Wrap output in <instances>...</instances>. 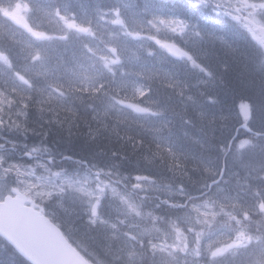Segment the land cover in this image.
Returning <instances> with one entry per match:
<instances>
[{"label":"bare ground","instance_id":"bare-ground-1","mask_svg":"<svg viewBox=\"0 0 264 264\" xmlns=\"http://www.w3.org/2000/svg\"><path fill=\"white\" fill-rule=\"evenodd\" d=\"M83 1H85L88 5L92 7L93 10V16L99 17L98 15V9L94 6V3L91 2V0H29L30 5L32 6L35 17L37 22L39 24H36V26L32 25H25L29 27L33 33V29H36L34 32L39 35H43L44 37L37 36V38L31 36L30 30L28 28L22 29L19 33L16 35L21 39V45L20 49H11L7 56L9 61L11 62L13 66V70L15 71H23L31 67V61L33 60L35 53V50L37 46L42 41H47L49 43L48 47L54 45L58 49L62 48L63 45H61L62 41L67 40L70 38L71 35H75L74 33L81 32L82 29L86 28L87 25L85 22H77L74 20L68 12H65L66 3H72L71 8L76 11V13L80 15H85L84 11H82ZM93 1V0H92ZM115 1L119 7H121L119 0H113ZM8 3L0 4V13L4 14L3 11L6 9V5L12 4L11 0H6ZM13 5V4H12ZM57 9H59L60 15L57 13ZM52 12V17L49 19V11ZM26 13V12H25ZM6 14V13H5ZM46 19H45V18ZM93 17L90 21H88L89 24L96 27V18ZM43 18V19H42ZM161 19H163V15L160 14ZM48 20V21H47ZM19 22V20L15 17H0V24L4 30L10 29V26H14ZM205 23V22H203ZM10 25V26H9ZM68 25H74V27H69ZM194 30L196 29V26L191 25ZM210 30L208 28V35L206 36H196L195 34H191L189 36V41L187 45L193 46V48H185V56L186 59H183V64L185 67L186 72L189 75H200V73L196 72V69H194L191 65H188L187 63L189 60L192 62L198 61L199 58H205L208 60H214L215 62H222V58L226 60L229 64L234 65L237 63L238 59L240 58L239 54L236 50H234V45H238V43H241L242 41H239L234 36H229L226 29L221 27H211ZM46 32H49L46 35ZM195 33V32H194ZM212 33V34H211ZM6 34V31L4 32L3 29H0V38L3 37ZM7 36V35H6ZM39 38V39H38ZM83 41V40H82ZM245 43V41H243ZM234 44V45H233ZM165 45V44H163ZM183 45V42H182ZM164 48V46H162ZM168 51V50H167ZM97 52H99L98 48H90L86 45L84 46V55L85 58H81L82 60H76L75 63L84 64L85 66L83 68V72L87 73L92 78H101L102 76H105L106 74V67H103L100 64H103V61L97 60ZM73 53H65L62 55L65 60H68V56H71ZM74 56V55H73ZM80 57V56H79ZM60 59V58H59ZM76 59V57H75ZM77 59H79L77 57ZM49 60L53 64L56 62L55 54L50 55ZM99 62H95V61ZM165 53L164 50L158 51L155 50L152 52L151 59L148 58V55L144 57V63L146 67H143L142 64L138 65L133 64L128 65L126 68V73H129L133 78L134 81H128L123 76L118 77V82L121 85L127 86L123 91V96L120 98L116 96L112 97V100L115 101L117 104L122 105L121 110L124 112L121 114L122 120H123V132L125 134L131 133V134H145L144 142H141L139 144H136V138L133 139V144L131 145V148L125 147L124 148V140L120 138L113 137V142H110L107 140V138H97L93 139L92 136L87 135H80V141H78L77 144L72 143L70 139L63 140L62 137V129L58 126H56L57 133H60L61 141L56 142L54 138L49 137L50 141L45 143V147L37 148V146L30 141V136L35 135L34 129H39L35 124L33 123L32 127H22L21 125L13 124V127L11 128V134L12 136H18L17 139H8V146L10 149L14 150L19 155V158L24 161L29 162H40L43 166L41 173H46L48 175H51L52 173H55L57 177L63 178V180H66V177L74 179L77 176L84 177L85 175H89V178L94 179L96 182H99L98 180L101 179V181L109 182L110 181L117 186L121 191L130 192L132 194V187L133 185H137V181L144 180L145 178L152 183L148 184L147 190H146V197L147 199L151 196L157 202L163 199V196L167 194L169 196L172 194V191L176 194L170 195L169 198L174 201V203H180L179 197L183 196L185 198H188L189 196L193 195V199L196 200L198 203L202 202L203 199L206 198V196L209 194L206 190L207 187L213 186L215 180L214 179H208L201 177L199 179L198 172H191V170L188 172L190 174L186 176L188 178L192 177L194 178V182H190L186 180L180 181L177 178L173 176V168L170 167L169 164H164V162L169 161L170 159H167L164 154L162 156H156L154 154V147L156 146H166L169 144V138L163 137L162 139L159 138V142L156 140V136L152 132L155 128L160 129L158 120L166 119L169 121L176 120L178 117H180L178 114H174L173 111L166 110L164 107L165 103H161V97L164 96L165 86L170 85L171 83L174 84L175 87H178L182 90V92H186V90H189L192 88L189 77L181 76V75H175L173 77L171 76H162L161 74V66L166 65L167 70L169 68H172L171 71H176V68L178 65L174 64L175 60ZM59 61V60H58ZM131 63V60H127L124 62V65H127ZM160 61L161 63H157ZM138 63V62H136ZM60 63L57 64V67H60ZM248 67V66H247ZM250 71H252V68H247ZM139 70L142 71L145 78V85L143 83H138V80L143 77L142 73L140 75L138 74ZM77 71V70H76ZM257 72H261L264 74V71L262 68H257ZM10 74L7 73H1L0 76L4 79L3 82L6 83V77L8 78ZM109 75V74H108ZM144 78V77H143ZM74 82V81H72ZM50 82L47 79H42L40 81V90L36 93L37 101L41 103V111H43L44 105L47 104L45 102L44 96L45 93H47V88L50 86ZM140 88L139 92L142 94V98L139 100L134 92L132 91L133 87ZM264 88V85H257L253 88V91H262ZM73 94V93H72ZM71 94V95H72ZM11 96V95H9ZM74 96V94H73ZM74 105V114L80 115L82 114L83 119L81 120L82 123H90L93 125V127L96 129V124L93 123L91 116L86 113V111L83 112L82 105L78 104L77 102L73 101L71 102ZM109 101L102 98L98 101V105L103 107L107 106V108L112 111L117 108V105H112V102L110 106L108 105ZM112 105V106H111ZM264 105V101H263ZM107 108H103L105 112H107ZM164 108V109H163ZM94 112H98L101 114H107L104 113L101 109L98 107L92 108ZM194 112V119L196 120V123L199 124L200 122H204L202 120L203 118L198 116L197 110L195 106L190 108ZM23 110V111H22ZM21 113H16V117L18 120L22 123L26 120L25 116L29 115V113H34L32 110H29L26 106H23L20 108ZM90 111V110H88ZM87 111V112H88ZM56 114L53 116L59 117L57 119L61 120L60 112L55 111ZM53 113V112H50ZM93 113V112H92ZM237 112L233 111L226 115L225 120L220 117L221 120L229 121L233 119H237ZM94 117H97L98 119L100 116L97 114H94ZM25 118H24V117ZM216 116V115H214ZM11 118V117H10ZM253 118L254 129H264V115L262 117L257 114V117ZM215 119V118H214ZM223 121V122H224ZM221 128H223L225 131L219 134L217 133L215 135L216 137V144L214 148L210 151L208 155L209 159V165L210 169H218V166H224V164H227L230 170L233 169H242L246 167L247 161H249V157L247 153L243 155L242 153H238L237 151L230 152L226 146L230 142L233 145L236 143H239L238 137L236 134H238L237 130L233 129H227L222 123ZM86 133L92 132L91 130L84 128ZM28 131V133H26ZM52 133V132H51ZM93 134V133H91ZM50 133L48 134V136ZM52 136V135H51ZM206 133L202 130L194 131V135H192V138L186 140L183 144H180L179 147L173 146L175 149H177V155L184 153L189 155L191 153V150L194 151L199 147L203 149V151L208 150L207 145H202L198 142H202V140L205 138ZM231 137V138H230ZM0 139L5 142L6 145V137L0 134ZM161 140V141H160ZM259 140L257 143L256 150L253 148L252 152H256V155L259 154L257 150H264V135L259 136L257 139ZM198 141V142H194ZM242 146L249 147L252 149L251 144L248 140L245 139L244 136H241ZM41 140H37L36 143L40 144ZM228 142V143H227ZM160 143V144H159ZM194 144V146H192ZM108 145V147H107ZM121 146L123 148H121ZM171 146V147H172ZM111 147V148H109ZM75 149L79 150V152H74ZM223 149V150H222ZM118 150L122 153H119ZM220 150L221 153H220ZM243 151V150H241ZM240 151V152H241ZM219 152V153H218ZM221 158H220V155ZM81 155V156H80ZM52 156V158L50 157ZM179 158L182 156H178ZM177 157V158H178ZM166 158V159H165ZM257 159L258 163H261V161L264 160V156H259ZM64 162V163H61ZM203 164L206 163V161H202ZM219 166V167H220ZM221 168V167H220ZM263 169L264 165H261L257 173L255 175L242 177L240 175V188H239V194L237 196V193L232 192V196L236 198H240L242 205L245 209H247L248 204L251 203H257L260 199H264V191H261L262 188L259 186L262 184V182H259L260 178L263 177ZM219 170H224L222 169ZM40 175V174H38ZM42 176V175H40ZM46 177V176H43ZM259 178V180H258ZM98 179V180H97ZM5 178L0 176V181H4ZM222 178L219 179L221 181ZM181 184L184 185V187H181ZM238 184V185H239ZM180 185V186H179ZM98 188V187H97ZM135 191V190H133ZM181 191H186L185 193ZM178 193V194H177ZM75 195V192H72L68 195ZM136 198H140L139 193H134ZM72 197V196H70ZM68 197V198H70ZM84 200H78L77 205L81 208H84L85 211L88 212L92 210L93 208H86V203L83 205ZM62 203L64 204L63 207L59 208L57 210V214L63 218H70L69 217V211L71 212V207L68 206V201L66 198L62 200ZM262 203L259 202V205ZM258 206V205H257ZM264 207L263 205L258 206V209ZM73 209V208H72ZM108 208L106 205H104V209H100V211L97 213V222H100V219H106L109 220L110 216L114 215V217H118L116 215V211H110L107 212ZM229 213H231L229 211ZM232 217L233 221H237L235 223L236 229H240L243 231L249 232L251 230L252 225H258V229L264 230V215L261 216L260 224L258 223V220L256 217H252L251 211L248 209L247 211V217H240L236 215H227ZM113 217V218H114ZM109 220L110 227L107 226H99L98 230V237L105 238V245L109 246L111 245L109 243L112 242L115 246L113 248H117V245L120 243L119 235L122 237L128 238L132 246L134 248H138L141 250H147L148 246H150V238L148 234L143 236L145 233V230H142L139 225L133 224L130 229H127L124 226H121L119 223L118 218ZM262 233V231H261ZM260 233V234H261ZM194 234L196 236H193L192 238H195L196 240L203 239V235L200 231L194 230ZM158 240V238H156ZM155 238H153V242L151 245L155 244L157 241ZM165 240L164 238L162 241ZM198 241H194L193 245H197ZM124 243V241H123ZM122 244V241H121ZM165 245H163V248ZM187 246V245H184ZM186 250V248H184ZM149 250V249H148ZM150 254L152 257L156 258L158 261V264H186L183 260H185L183 255H186V252H182V254L177 255V259L171 258V255L167 251H154L150 247ZM203 252V251H202ZM14 252H11V249H8L6 247V244L3 245L0 242V264H10L9 261L12 259V256ZM12 255V256H11ZM194 259L189 260L188 262H191L192 264L197 261L196 264H226L231 261L230 264H234V260L227 257V258H219V260L216 261V258L218 255L210 256L209 254H202L201 256L192 255ZM15 257V256H14ZM130 258V256H129ZM16 259V258H15ZM180 259V260H179ZM195 260V261H194ZM17 261V259H16ZM216 261V263H214ZM252 259H250L249 262H251Z\"/></svg>","mask_w":264,"mask_h":264},{"label":"trees","instance_id":"trees-1","mask_svg":"<svg viewBox=\"0 0 264 264\" xmlns=\"http://www.w3.org/2000/svg\"><path fill=\"white\" fill-rule=\"evenodd\" d=\"M137 1V0H136ZM141 1V0H139ZM145 4L141 5L139 7L140 11L143 13L151 11H156L160 8H162V5L160 7H154L152 6V2L154 0H144ZM162 1L163 3H171L173 0H166ZM92 3H94V6L100 10L103 11L104 8H111L114 7L116 4L113 0H91ZM160 2V1H159ZM8 3V2H6ZM72 3H66L65 12H72L74 14H77L76 11H74L71 8ZM166 5L167 7H172L173 10L175 9L180 19L185 20H192L196 21V23H202L206 16L211 17L210 14L206 13L204 14V11H200V7L192 5L187 0H175L174 5ZM7 6V5H6ZM82 11H84V16H92L93 10L90 5H88L85 1H83ZM57 12H59V9H57ZM78 15V14H77ZM83 15H80L79 17H84ZM216 20V19H215ZM10 26V25H9ZM11 28L8 29L7 40L10 44V41L12 42V47H17L16 40L19 41L20 45L21 42L16 35L20 32L18 27L16 25L10 26ZM216 27H221L226 29L228 35L234 36L232 33L237 32L239 28L236 25H233L231 23H227L225 20L221 19L220 17H217L216 20ZM240 31V30H239ZM242 31V30H241ZM49 32H46V35ZM75 34V33H74ZM241 36L237 37L239 41H242L241 43H238V45H234V50L237 51L240 58L237 60L238 62L234 65L229 64L226 62L225 59L222 58L223 63L215 62L214 60H206L205 58H199L198 61L192 62L189 60L187 63L188 65H191L194 69H196V72L200 73V75H189L184 67V64H178L176 68L177 74L175 75H181V76H190L191 80H193L191 83L192 88L189 90H186L183 94L187 96H183V94H180V88L175 90L176 93L173 95L169 91L170 87L175 88L174 84L165 86V93L164 96L161 97V103H165V109L173 111L174 114H178L180 117H178L176 120L169 121L161 119L158 120L160 129L155 128L152 130L154 135L156 136L157 142H159V138L168 137L169 138V144L166 146H156L154 147V154L156 156H162L164 154L167 159H170L169 161L164 162V164H169L170 167L173 168V176L180 180L181 182H194V178L192 177L188 178L186 176L190 174L188 173L190 170L191 172H198L199 179L201 177L211 179L210 177V170H209V159L208 155L212 148H214L216 144V137L215 135L217 133H222L225 131L223 128H221L222 123H224L225 127L227 129H235L239 133L238 140L239 143L236 144H230V142L227 144L226 148L230 152L237 151L238 153H242L245 155L247 153L249 157V161H247V166L242 169H237L239 171V174L242 175V177H247L251 175H255L257 173L258 168L261 165H264V160L261 161V163L257 162V159L259 156H264V150H257L259 154L256 155V152H252L253 148L256 150L257 147V140L259 136L264 135V129H254L255 122L253 121V118L257 117V114H259L260 117L264 115V88L262 91H253V88L257 85H264V74L261 72H257V68H262L264 71V62L260 60V57L258 53L256 52V49L252 46V44H249L248 42L244 43V34L241 32ZM95 35V32L90 31L88 34L84 33H78L71 37V39H67L65 41L61 42L62 48L58 49L54 45L50 46V48L55 49V58L56 63L53 64L51 60H49L50 54H46L47 58L44 59V65L46 67H50L51 70L55 71L57 70V74L55 73V82L51 85H49V90H47V93H45L44 99L45 102L48 104L44 105V110L41 111V104H38L40 102L35 101L36 99V92L32 91L29 95V101H27L26 107L29 108V110H32L34 113H29V115H26L24 118L26 119L24 123L20 122L18 118L15 116L16 113H21L22 111L19 110V106L23 104L24 98L23 95H26L22 93L19 86L17 87V83L13 80V85L16 87V89L20 92H18L17 96L14 94V92L11 90L10 95L8 97L9 101V108L10 110L7 113H3V115L7 116L9 115V121L11 122V126H8L6 128L0 129V134L5 136L6 139H17L18 136H12L11 134V128L13 127V124L21 125L22 127H32L33 123H38L37 127L39 129H34L35 135L30 136V141L36 144L37 140H46L47 137L54 138L56 142L61 141L60 133L56 130H51L52 125L50 124V120L56 121L61 127H62V137L63 140L70 139L72 143L77 144L78 141H80L79 136L80 135H87L92 136L93 139L97 138H107L110 142H113V137L116 138H122L124 140V148L129 147L131 148V145L133 144V139L136 138V144H139L141 142H144L145 134L143 132L141 134H131L127 133L125 134L123 132V120L121 117V114L117 111H110L107 106H99L98 101L102 98L109 101V106L111 102H115L112 100V97L116 96L120 98L123 96V91L125 88L124 85L119 84L118 78H115L113 76H109L110 83L106 84L104 82V79L102 77L99 78H92L94 81L87 80L83 81L82 74L83 68L85 65L75 63L76 60H82L81 58H85L84 55V46L90 47L88 45V42L91 40L92 36ZM236 38V36H234ZM83 40V41H82ZM49 42L45 41L42 45L48 46ZM40 45V44H39ZM2 49V48H1ZM20 49V46L19 48ZM21 50V49H20ZM36 51V50H35ZM9 50H6V69H9L11 72L8 74L14 76L15 78L19 79L21 78L22 74L25 72L23 71H15L13 70V66L11 62L8 59ZM65 53H73L71 56H68V60H65V58L62 57ZM5 54V53H3ZM74 55V56H73ZM80 56V57H79ZM96 58L98 61H103V66H107L110 70L114 72L115 67L114 66V60L111 58V60H107L106 58H102V56L97 53ZM76 57V59H75ZM77 57L79 59H77ZM60 58V59H59ZM36 59V58H35ZM31 61L33 64L34 60ZM41 59V57H40ZM86 59V58H85ZM59 60V61H58ZM95 61V60H94ZM97 62V61H95ZM37 63V61H36ZM61 64L60 67H57V64ZM99 63V62H97ZM252 68L253 70L250 71L247 69L248 67ZM77 70V71H76ZM80 77V78H79ZM11 80V77H8ZM190 80V79H189ZM74 81V82H72ZM83 81V82H82ZM7 83V82H6ZM33 86V85H32ZM36 86V85H35ZM34 86V87H35ZM39 86V85H37ZM178 88V87H176ZM29 90V89H28ZM41 91V90H40ZM174 91V92H175ZM182 91V90H181ZM74 96H73V94ZM72 94V95H71ZM12 95L14 97H12ZM169 96V97H168ZM22 103L19 101L20 99ZM55 97V98H53ZM23 98V99H22ZM73 101L77 102L78 104L82 105L83 112L86 111L88 113L94 124H96V129L91 125L90 123H82L83 116L82 114L77 115L74 114V105L75 103H71ZM195 106L197 110L198 116L202 117L204 122H200L199 124L196 123V120L194 119V112L190 109L191 107ZM36 107V108H35ZM93 107H98L99 109L107 108V112L102 110L104 113L107 114H101L98 112L93 111ZM163 108V109H164ZM86 109V110H85ZM55 111L62 113L61 120L57 119L59 117H54L53 115L56 114ZM236 111L237 119L231 120H225V117L228 113ZM53 112V113H50ZM99 115L100 118L94 117L93 113ZM57 115V114H56ZM216 115V116H214ZM11 117V118H10ZM223 118L224 120L220 119ZM215 118V119H214ZM224 121V122H223ZM248 126L251 129V132H246L242 130V127ZM87 128L91 130L92 132L86 133L85 129ZM205 131L206 136L202 140V142H198L202 145H207L208 150L203 151V149L198 147L194 153L193 149L191 150V153L189 155L181 153L177 155V149L175 147H179L180 144H183L186 140L192 138V135H194V131ZM52 132V133H51ZM28 133V131H26ZM50 135L48 136V134ZM93 133V134H91ZM52 135V136H51ZM240 135H244L245 139L249 141V143L252 146V149L249 147L242 146V141ZM40 138V139H39ZM231 138V137H230ZM50 140V139H49ZM161 141V140H160ZM48 142V141H47ZM160 144V143H159ZM173 145V146H172ZM172 146V147H171ZM194 146V144H192ZM240 146V147H239ZM108 147V145H107ZM111 148V147H109ZM121 148H123L121 146ZM223 150V149H222ZM220 150V153L221 151ZM243 150V151H241ZM121 151V150H120ZM118 150L119 153H122ZM241 151V152H240ZM74 152H79V150L75 149ZM219 153V152H218ZM222 154V153H221ZM220 155V154H219ZM81 156V155H80ZM182 156V157H178ZM178 157V158H177ZM165 158V159H166ZM221 158V155H220ZM202 161H206L205 164L202 163ZM220 166V165H219ZM218 166V169H215L218 173L221 171L219 169H222V167H226V169L230 168L227 164H224V166ZM189 170V171H188ZM214 170V169H213ZM263 177L258 178L259 182H262V184L259 186L262 188L261 191H264V169H263ZM213 179V178H212ZM211 179V180H212ZM194 184H196L194 182ZM180 186V185H179ZM181 187L183 188L184 185L181 184ZM185 188V187H184ZM264 203V199H260L257 203H251L250 208L251 209V215L252 217H256L258 220V223L260 224L261 216L263 213L260 209L257 208V205H259V202ZM234 224L237 221L231 220ZM253 232H256V234L259 236V239H264V230L261 231L258 229V225H252L251 228ZM261 233V234H260ZM9 261L10 264H27L20 258L17 259V261Z\"/></svg>","mask_w":264,"mask_h":264},{"label":"rangeland","instance_id":"rangeland-1","mask_svg":"<svg viewBox=\"0 0 264 264\" xmlns=\"http://www.w3.org/2000/svg\"><path fill=\"white\" fill-rule=\"evenodd\" d=\"M203 1L204 0H190L192 4L196 3L206 5L207 2L203 3ZM216 3L228 6V14L225 15L224 11L219 10L215 11L216 14H220V16L224 15L228 20H235L242 28H244L245 31H247V34L254 41L259 43L261 47L260 54L264 56V42L261 38H259L258 35L255 34L249 27L242 25L240 19L229 10L234 6H242L245 10L250 11L253 19L256 20L258 24L264 26V0H216ZM123 9L125 10L122 13V20L126 21V23L124 22L126 27L122 28V21L115 18L114 21L116 29L123 32V34L116 32L111 35L109 44L111 41L114 42L116 40L124 39L122 41V45H135L136 52L131 53L135 56L131 62L132 64L141 65L144 63L145 54L144 52L139 51V49H142L147 43L149 45H155V50H164L165 53L173 59L172 61H179L186 54L183 48L178 45L180 42L183 41V44L185 43L186 47L193 48V46L187 45L190 43L187 40L192 33L195 34V37H207L209 33L208 29L205 28L204 25L192 23L191 21L185 20V18L182 21L175 11L168 12L166 7H164L162 11L160 9L156 17H152L149 20L145 19L146 17L142 14V11H136L128 0L124 1ZM161 12L163 19L159 18ZM105 16L107 18L109 17L111 20L114 18V13H106L100 15L102 18L98 17L96 26H101L100 31L106 28V20L103 18ZM191 25L196 26L197 30H194ZM130 27L134 29L129 31L131 33L128 34V29ZM150 40L155 43L150 42ZM112 44L108 48H111ZM162 46H164V49ZM137 51H139L138 54ZM107 52L108 51H106L105 54ZM157 63L161 62L158 61ZM142 66L146 67L145 64H142ZM161 68L162 76H174L172 75V68L167 70L166 65H162ZM174 72L177 74L176 71ZM140 73H142L141 70H139L138 74L140 75ZM142 75L144 77L145 85L146 77L143 73ZM119 76L123 75L121 74ZM187 77H189L191 82L193 81L190 76ZM172 84L173 83H171L170 86ZM135 88L136 86L132 88V91L134 94L136 93L135 96L140 100L142 98V94H140V92H136ZM177 89L179 88L170 87L169 91L175 95V90ZM183 93L184 92L180 90V94L182 95ZM183 96L187 95L183 94ZM4 106L3 102L0 101V109H4ZM0 123H4L2 119H0ZM2 127L3 126L0 124V128ZM11 159L12 162H7L8 154L6 155V158L4 157V154L0 155V176L5 178L4 181H0V200L3 199L5 193L7 194L11 189H13V187H15L28 194V196L33 199V205L36 208H44L43 205L49 204L52 211L57 212L59 208L64 206L62 200L66 198L68 206L71 207L72 210L71 212L69 211L70 218L67 219V222L70 226L71 235L74 238L73 241H80V247H83L81 245L82 243L87 250L91 251L92 254H95L93 256V260L97 264H115L116 261H119L117 264H158L157 259L152 257L149 252L150 247L154 251L165 252L168 250L171 257L177 259L173 255L174 253L171 249L174 250L177 248L182 251L185 248L184 245L188 246L189 251L184 256V263L186 264H192L188 261L194 259L192 256L194 254L201 256L204 253L214 257L218 255L216 258L217 261L222 257V255L236 250L248 251L246 253H249V255L246 258L245 264H247L250 259H252V261L248 264H264V240H257L251 232L240 229L237 230L236 227L229 222V219L232 220V217L227 216L236 215L240 217H247V211L250 208V205L248 204L247 209H245L240 198L237 197L240 188V175L236 168L229 170L228 172L226 171L222 183L216 186L213 191L202 200V202L191 204V206L189 205L190 207L188 206V208H185L186 210L183 211V213H176L175 216H171V218L167 220V224L164 223L166 226L165 229L160 224L162 218L156 217L158 215L153 216L152 214H149L150 221L147 219H143L142 222L140 221L141 218L146 216L142 209H148V205L144 207L142 203L143 198L145 199L146 197L147 184L137 185L135 187V191L140 194V199L136 198L135 195L129 192L123 190L121 191L111 181L109 183L101 181V179H97L99 182H96L94 179L89 178L90 176L88 174L84 177L77 176L74 179L66 177L65 181L63 178L61 179L59 177H43L37 175L35 171L36 169L42 170L43 166L40 162H34L31 164L32 170H29L24 168L29 164H19L13 160L12 156ZM209 170L211 177H217L216 170H211L210 167ZM72 192H75V195H68ZM232 192L237 193L236 198L231 195ZM173 194L176 193L172 191V194L170 195ZM164 196L169 198L167 194ZM78 200H84L83 205L86 203V208L91 207L93 209L89 212L87 210L85 211L84 208L77 205ZM104 205L107 206L108 213L111 210H115L116 215H118V217H114V215L110 216L109 220L113 217V219L118 218L120 225L126 227L127 229L132 227L129 225L137 224L143 228L142 230H145L143 236L147 234L151 236V243L153 242V238H158V240L156 239L158 242L153 245L150 243V246H148L149 250L147 249L144 251L134 248L128 238L119 235L120 243L117 245V249H114L117 254L116 256L114 255V251L111 250L113 249V246H115L112 242L109 241L111 244L109 246L105 245V238L102 236L99 237V244H96L95 240L91 241L90 238H97L98 230L100 228L99 226L102 225L107 226L108 228L110 227L109 220L100 219V222H97V213L101 208L102 210L104 209ZM229 211L231 213H229ZM45 213L48 214L47 211ZM180 222L184 223V226L189 227V229L184 231L183 228H180ZM194 230H198L204 234L203 239L197 242V245H193L194 241H197L195 238H192L194 236ZM163 238L165 240L162 241ZM163 245H165V248H163ZM259 246L261 248H257ZM103 251L108 252L104 253L106 256H98V254H102ZM213 253H216V255H213ZM216 261H214V263H216ZM195 262L197 263V261ZM233 262L235 263V260ZM230 263L231 261L226 264Z\"/></svg>","mask_w":264,"mask_h":264},{"label":"water","instance_id":"water-1","mask_svg":"<svg viewBox=\"0 0 264 264\" xmlns=\"http://www.w3.org/2000/svg\"><path fill=\"white\" fill-rule=\"evenodd\" d=\"M25 202L24 198L18 196L0 204V233L4 234V227L15 231L7 237L34 264H83L80 255H76L77 259L73 260L71 254L64 253L65 248L59 252L54 251L53 246L62 243L59 235L47 221H42L39 215L32 213L34 211L24 207ZM22 239L27 242L24 244ZM63 244L67 247L66 243ZM57 248L60 247L57 245Z\"/></svg>","mask_w":264,"mask_h":264},{"label":"snow or ice","instance_id":"snow-or-ice-1","mask_svg":"<svg viewBox=\"0 0 264 264\" xmlns=\"http://www.w3.org/2000/svg\"><path fill=\"white\" fill-rule=\"evenodd\" d=\"M69 27H74V25H68ZM94 214H95V210H94ZM213 255H216V253H213Z\"/></svg>","mask_w":264,"mask_h":264}]
</instances>
